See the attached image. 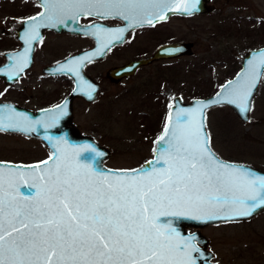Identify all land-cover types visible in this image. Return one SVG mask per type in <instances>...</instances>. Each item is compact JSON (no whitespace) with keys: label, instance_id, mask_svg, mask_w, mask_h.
Returning a JSON list of instances; mask_svg holds the SVG:
<instances>
[{"label":"snow or ice","instance_id":"1","mask_svg":"<svg viewBox=\"0 0 264 264\" xmlns=\"http://www.w3.org/2000/svg\"><path fill=\"white\" fill-rule=\"evenodd\" d=\"M199 0H42L43 11L25 21L26 44L38 39L40 27L55 26L81 16L121 17L128 27L154 25L167 12L190 13ZM100 41L95 52L69 60L58 71L77 75L85 60L102 54L125 28L89 25ZM29 48L10 69L19 74L28 63ZM264 51L248 61L236 82L229 81L214 103L251 110L250 98ZM11 78V77H10ZM80 84L94 91L82 79ZM200 102L180 109L175 123L170 113L158 143L162 144L147 170L101 171L92 159L103 156L89 144L73 146L52 140L47 160L33 165L0 164V264H208L194 234H184L180 221L231 222L264 209V176L223 163L210 149ZM52 110V123L64 112ZM199 114V115H198ZM187 117V120H182ZM31 121L11 108H0V129L34 131ZM24 187L27 194H22ZM33 189L35 190L33 192Z\"/></svg>","mask_w":264,"mask_h":264},{"label":"rangeland","instance_id":"2","mask_svg":"<svg viewBox=\"0 0 264 264\" xmlns=\"http://www.w3.org/2000/svg\"><path fill=\"white\" fill-rule=\"evenodd\" d=\"M222 3L228 7L226 12L231 11V17L219 16L220 23L227 30L217 29L216 34L210 36L205 27L210 21L209 17L196 16L195 29L190 35L194 40L192 53L179 58L172 65L161 64L158 98L149 90L150 79L144 78L142 81L139 73L135 78L116 85L104 81L99 100L89 105L79 103L75 120L79 132L88 131L86 134L92 135L109 149L110 153L104 160L106 166L130 168L150 156L153 137L165 119L172 95L178 94L183 101H187L192 96L211 93L237 70L246 48L264 43V36L260 32L244 37L238 31L236 14H240L242 8L236 0H222ZM38 10L36 0H0V58L2 51L16 46L13 37L15 24L22 16ZM142 35L145 37V33ZM145 40L146 45L153 44V39ZM83 46H89L87 38L48 34L36 46L33 59L36 64L52 62ZM128 47L116 49L110 58L99 64L102 66L123 59L130 53ZM2 94L11 97L12 92L4 90L0 83ZM104 111L112 116H105ZM204 124L211 137L210 148L219 157L264 170V67L246 122L240 121L228 106L216 105L205 110ZM15 139L20 140L14 135L0 134V158H20L19 153L13 152ZM38 151L25 150L28 152L25 159L43 155ZM200 232L207 237L205 247L213 252L212 259L219 263L264 264V209L245 219L203 225Z\"/></svg>","mask_w":264,"mask_h":264},{"label":"flooded vegetation","instance_id":"3","mask_svg":"<svg viewBox=\"0 0 264 264\" xmlns=\"http://www.w3.org/2000/svg\"><path fill=\"white\" fill-rule=\"evenodd\" d=\"M236 1L238 2L239 7L242 8V12L240 14H236L237 17L236 15L234 16L237 18L236 21L238 23L237 28L238 31L242 33V36L244 37L255 36L258 35L259 32L261 33L262 36H264V0L262 2H259L258 0H236ZM245 2H246L245 5H241V3H245ZM226 7H227L226 4H223L222 0H206L202 4V8L198 11H192L190 13H183L178 11L167 12L166 18L161 21H154V25H148L146 23L143 25H137L131 27L124 34L122 41L118 43H112L111 45H109L101 57L92 59L84 63L83 71L86 75H88L93 81L97 83V92H96V97L91 101L84 100L80 96H74L72 98L71 100L72 122L77 132L79 133V125H77V122H75V120H76V115L79 113V103H84L89 105L99 100L103 93L102 84L104 81H106L111 85H116L126 80L128 81L131 78L133 79L135 78V76H137L140 73V77L142 81L144 80V78L150 79L151 85L149 87V90H151L152 94L156 98H158L159 86L157 87V85L160 77V69H162L161 64L165 63L167 65H172L173 63H176V61L179 58L188 56L192 53L194 40L193 38L192 39L190 38L191 37L190 35L193 34L195 29V17L196 16L209 17L210 21L207 22L206 25L205 24L204 25L205 27H207L206 29L209 35L212 36L216 34L217 29L227 30L226 29L227 27L226 26L224 27L220 23L221 21H219L220 20L219 16L231 17L229 16L231 11L226 12L225 11ZM244 11H246V13H244ZM24 17L27 16H22L19 22L16 23L15 26L13 27V37L16 40V46L7 50L17 49L18 41L15 35L20 26L21 20ZM78 20L81 23L96 22V23H103L113 26L121 24V20L117 17H107L104 19H100L93 15V16H81L78 18ZM229 27L230 26H228V28ZM232 28L236 29V27L234 26ZM38 32L40 34V38L35 43L33 50V57L35 55V51L37 48L36 46L41 41L45 40V37L48 34L80 36L83 38H87L89 40V46L91 45V40L89 39V37L80 34L68 33L64 31H55L47 27H40L38 29ZM142 33H145V37L142 35ZM141 38L143 39V42H141ZM145 38L147 40L153 39L151 40L153 44L146 45L147 42ZM177 41L190 43L191 52L187 54L185 53L178 54L176 56L159 57L147 63L139 64L134 68L132 73L127 75H122L121 77L116 79H112L107 74V70L111 67L121 65L131 59L149 56L154 52V50L159 45L177 42ZM125 46L130 47V48L128 47L130 53L125 55L123 59L114 60L111 61V63L109 64H102V66L99 64V63H103L105 60L110 58L109 56L113 51ZM86 47L88 46L78 47V49H74V51L72 52H76ZM4 51L1 52L0 62L3 61ZM33 57L31 63L27 67H25L23 71H21V73L16 77V79L12 83H5L0 77V83L2 85V88L4 90H9L12 92V94H10L11 97L4 96L3 94L0 95L1 101H10L20 107L29 110H36L38 108L48 107L54 103L59 102L69 92L73 84V80L70 76H68L65 73L45 72L43 70V67L46 64L50 63V61L47 63L42 62L36 64ZM51 82H53V87H51ZM52 92H53V97H51ZM104 113L105 116L107 117L112 116L111 114L106 113V111H104ZM162 123L163 121H161L159 129ZM158 130L155 132V134L158 132ZM87 132L88 131H84V130L82 131V133H87ZM0 134L14 135L17 138H20V140L15 139L17 140L16 145L13 146L14 147L13 152L19 153L18 155L20 156V158L16 160L8 159V158H0V160L20 162V163H34L45 159L49 154L47 146L35 137L28 136L19 132H9V131H1V130H0ZM20 145H21V149L19 150ZM34 149L43 152V155L35 159H25L26 158L25 154L28 153L25 152V150L26 151L29 150L32 152L34 151Z\"/></svg>","mask_w":264,"mask_h":264},{"label":"water","instance_id":"4","mask_svg":"<svg viewBox=\"0 0 264 264\" xmlns=\"http://www.w3.org/2000/svg\"><path fill=\"white\" fill-rule=\"evenodd\" d=\"M206 0H199V3L196 5V8L194 11H198L202 8V4ZM37 4L39 5V10L31 15H28L27 17L22 18L20 26L16 32V39L18 41V47L15 50H7L3 52V61L0 62V77L2 78L3 82L5 83H12L16 77L19 74H13L10 69L15 65L16 61L12 59V57L19 56L20 54L24 53L26 48H29L30 51L28 52V63L25 67H27L33 57V50L36 41L40 38V34L38 39L33 40L30 44H26L25 40L22 39L23 34L28 28V25L24 23L25 21H28L30 17L37 16L40 12H42L44 9L41 6L42 5V0H36ZM175 12V11H172ZM97 18L104 19L107 17H100L96 16ZM121 20L120 25H108V24H103V23H96V22H91V23H81L79 20L77 21H72V20H65L63 23H56L55 26H49L47 28H51L55 31H64L68 33H75V34H80L89 37L91 40V45L80 49L76 52L69 53L65 56H63L60 59L54 60L48 64H46L43 67V70L45 72L49 73H65L68 76H70L73 80V84L69 92L64 96L59 102L52 104L51 106L48 107H43V108H38L36 110H29L23 107H20L10 101H1L0 100V108H11L14 109L15 112L17 113H22L25 116L29 118L31 121H36V120H41V121H46L48 126L45 127L44 124H36L33 125L35 128L34 131H20L18 129H13V128H8V129H0L1 131H9V132H19L28 136L35 137L39 139L42 143H44L49 151L48 156L38 162L34 163H20V162H11V161H3L0 160V164H11V165H33L40 163L44 160H47L51 153L53 152V147H52V142H50L47 137H52V140L55 141L56 139H64L68 142V144L73 145V146H80L84 144H89L93 148H95L97 151L103 153L104 155L95 159H92L94 154L92 153H83L79 158L81 161L85 160V157H88L90 161L92 162L93 168H96L97 165L99 167V170L101 171H119V170H131V169H143L147 170L150 167L156 166L159 167L160 165H150V161H155L157 158V154L160 151L162 144L158 143L160 136L163 135L164 133V128L167 123V118L169 114L171 113L173 116V124L175 123V114L177 111L180 109L184 110H190V109H195L198 107L200 102L207 103L209 104V107H213L216 105H225L228 106L235 116L242 122H246L249 118V112L247 113H241V111L232 104H227V103H214L213 101L216 100L217 95L221 93L222 88L225 84H227L229 81L236 82L238 77H240L246 70H247V65L248 61L252 59L254 56H256L259 52L264 51V43L256 46V47H250L244 51V53L241 55L240 61H239V67L237 70L233 73V75L225 80H223L215 90H213L211 93L205 95V96H192L189 100L183 101L180 95L174 94L171 98V101L169 105L167 106L166 109V116L165 119L158 130V132L155 134L153 137L152 141V147H151V155L148 156L146 159L141 161L139 164L130 167V168H119V167H111V166H106L104 164V160L107 158L109 155L110 151L109 149L100 144L98 140H96L92 135L86 134V133H78L76 128L73 125L72 122V107H71V100L74 96H80L84 100L91 101L96 97V92H97V83L93 81L88 75H86L83 71V64L95 59L101 57L106 49L108 48L109 45L112 43H118L122 40H113L111 41L108 46L103 50L102 54H98L96 56H93L90 60H85L82 65L78 67V73H79V79L77 75L70 73V72H64V71H58L57 69L59 68L60 65L66 64L69 60H73L82 56H85L86 54L93 53L96 51V49L100 46V41L96 39L93 35H91V31L93 29L89 28V25H99L103 28L106 29H120V28H125L126 31L129 30L131 27H128V21H125L121 17H117ZM146 24V23H145ZM124 32V34L126 33ZM123 34V36H124ZM191 48H190V43L183 42V41H177V42H172V43H166V44H161L159 45L154 52L146 57H138L135 59L128 60L127 62L111 67L107 70V74L109 77L112 79H116L121 77L122 75H127L133 72L134 68L143 63H147L153 59L159 58V57H167V56H176L178 54L182 53H190ZM24 67V68H25ZM261 67L259 69L260 75L262 71ZM11 77V78H10ZM80 79H82L87 85H91L94 91L90 90L87 88L84 84H80ZM260 79V76L257 78L255 82V86L252 90V96L250 98V107H251V101L252 97L256 88V85ZM59 106H64V112L59 115V118L55 121V123H52L51 120V113L52 110H56V112L60 111ZM206 108V109H208ZM203 109L202 116L204 117L205 110ZM199 115V114H198ZM182 120H187V117H182ZM203 131L208 134L205 130V127ZM211 149V148H210ZM212 151V149H211ZM213 152V151H212ZM214 155L218 160H220L223 163L231 164L236 167L240 168H245L251 170L254 174L259 175V176H264V170L257 168L251 164L244 163V162H238V161H232V160H227L219 157L215 152H213ZM22 194H27L26 189L24 187H21L20 189ZM35 190L33 189V192ZM262 209H257L255 213L260 211ZM254 213V214H255ZM253 214V215H254ZM251 217V216H250ZM248 218V217H245ZM245 218H239L240 219H245ZM216 222H221V221H210L207 223H201V222H195V221H180V228L181 231L184 234H194L198 238V246L201 248V250L205 253V256L208 257V264H220L219 262L215 261L212 259V254L213 252L206 248V243H207V237L200 232V228L203 225L206 224H211V223H216ZM192 229V230H189ZM198 264H204L203 261H199Z\"/></svg>","mask_w":264,"mask_h":264}]
</instances>
